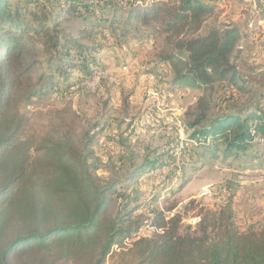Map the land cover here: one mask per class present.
<instances>
[{
  "label": "trees",
  "instance_id": "obj_1",
  "mask_svg": "<svg viewBox=\"0 0 264 264\" xmlns=\"http://www.w3.org/2000/svg\"><path fill=\"white\" fill-rule=\"evenodd\" d=\"M55 1L41 10L38 0H0V166L23 142L26 119L16 114L7 117L6 110L28 73L26 53L31 49L48 55L68 78L81 73L89 79L95 69H105L102 64L112 51L108 43L94 44L97 36L113 46L158 43L154 62L167 70L171 86L200 91L188 114L194 120L192 140L222 147L225 159L248 152L255 160L264 157V105L215 113L217 84L244 81L234 63L244 31L228 25L212 26L204 33L216 11L211 0ZM73 20L81 23L77 38L60 31L61 22ZM149 72L159 73L156 68ZM91 139L94 143L97 136ZM61 146L54 149L51 161L24 157L0 186V230L13 223V211L34 212L28 196L35 198L46 186L57 197L75 200L69 219L43 231L35 214L31 224L23 227L25 233L3 251L1 264L57 245L70 252L97 250L91 264H264V227L249 226L242 232L229 205L214 212L191 201L183 213L173 214L177 207L159 210L149 202L138 205L142 200L133 196L125 205L129 210L110 219L109 193L94 185L90 169L72 146ZM166 164L164 153H157L135 167L127 179L138 182ZM133 204L137 205L132 208ZM144 209L148 211L141 212ZM190 213L200 223L184 232L183 222ZM142 229L149 230L137 239Z\"/></svg>",
  "mask_w": 264,
  "mask_h": 264
},
{
  "label": "rangeland",
  "instance_id": "obj_2",
  "mask_svg": "<svg viewBox=\"0 0 264 264\" xmlns=\"http://www.w3.org/2000/svg\"><path fill=\"white\" fill-rule=\"evenodd\" d=\"M38 1L41 10L42 6L58 2ZM211 2L216 11L207 20L204 33L212 26L220 29L228 25L242 26L245 18L252 17L256 11H259L258 17L264 20V8L256 0ZM78 28H81L78 20L60 24L61 33L74 38H77ZM103 42L106 43L97 36L93 43ZM122 46L123 49L128 48H125V43ZM158 46L157 43L137 48L139 62L129 69V76L117 67L109 68L104 62L103 70L113 74L117 84L104 81L95 94L82 86L87 79H83L81 73L68 78L63 70L59 71L57 63L48 60V55L30 49L24 61L28 73L18 83L16 94L6 110L7 117L16 114L24 117L27 124L20 149L2 161L0 186L24 157L51 161L58 145L65 149L72 146L83 164L90 169L94 185L104 189L112 198L113 204L108 214L110 219L124 215L129 210L125 206L127 200L137 196L142 200L138 205L149 202L159 210L177 207L173 214L183 213L191 201L201 203L206 210L214 212L229 205L235 223L242 232L249 226L257 230L263 228L264 161L254 162L261 158L255 160L251 152L225 159L222 147L201 146L192 140L190 127L194 120L188 114L193 111L200 91L173 88L167 70L160 69L159 73L153 74L149 72L152 69L150 65L155 63ZM238 59L237 55L235 64ZM252 87L245 80L236 85L218 83L215 113L264 105V87L263 92H253ZM142 88L146 91H142ZM153 97L166 103L158 109L153 106ZM167 102L175 105L167 107ZM95 136L97 139L91 143V138ZM157 153H164L167 164L146 173L138 182H129L127 178L133 169L152 156L154 158ZM249 170L259 173L246 174ZM28 199L34 212L13 211V223L0 230V264L3 251L15 238L25 233L23 227L31 224L35 214L41 229L45 231L68 220L71 205L75 202L72 197L62 199L55 196L47 186L37 192L35 198L28 196ZM241 204L251 206L250 214H255V217L247 220L243 213L240 214L235 206ZM43 205L44 212L41 210ZM147 211L141 210L144 213ZM195 218L192 213L187 216L183 222L184 232ZM68 252V247L58 245L44 250L36 249L18 255L9 264H91L98 255L94 249Z\"/></svg>",
  "mask_w": 264,
  "mask_h": 264
},
{
  "label": "crops",
  "instance_id": "obj_3",
  "mask_svg": "<svg viewBox=\"0 0 264 264\" xmlns=\"http://www.w3.org/2000/svg\"><path fill=\"white\" fill-rule=\"evenodd\" d=\"M261 6H263L264 8L263 3H261ZM252 15L253 16L249 17L248 19L245 18L246 22L242 26L237 25L239 28H241L244 31V36L241 42L239 43V48H238L239 52L237 54L239 56V59L236 62V66L240 71L241 77L246 82H248V85L250 83L251 86H254L251 88L253 92H256V90H259L258 92H263L262 88L264 87V69H262V67L264 66V20L258 17L259 11H256ZM122 38L123 37L121 36V39ZM126 41H128V39H126L125 42ZM106 43L112 45V51L108 56V60L104 62L110 66L109 68L117 67L124 75L129 76V69L137 65V63L139 62V57H138L139 55L137 53L138 52L137 48L141 46L136 43L129 42L125 44V48L126 46L128 48L123 49L122 45L113 46L112 41L108 40V42ZM153 45H154V41L146 42V46H153ZM118 62H123V64L118 65L117 64ZM150 66L152 68H156L157 72H160L161 66L155 63L151 64ZM259 66L261 67V69H258ZM144 70H146V66L144 67ZM141 90L146 91L143 88ZM151 100H153V106L157 107L158 109L160 106L166 103L164 101H160L159 99H155L154 97ZM156 102L158 103L156 104ZM171 105H175V104L173 102H169V103L167 102L166 104L167 107H171ZM263 161L264 158H261L254 162L262 163ZM238 203L240 202H237V204ZM235 207L236 210L239 209L240 214L243 213V215H245V218L247 220L255 217V214L253 215L250 214L251 206L241 204V205H236Z\"/></svg>",
  "mask_w": 264,
  "mask_h": 264
},
{
  "label": "built area",
  "instance_id": "obj_4",
  "mask_svg": "<svg viewBox=\"0 0 264 264\" xmlns=\"http://www.w3.org/2000/svg\"><path fill=\"white\" fill-rule=\"evenodd\" d=\"M256 11V10H254ZM104 81L109 82L110 84H117L116 78L114 77L113 74H110V72H108L107 70H97L94 71L91 78L83 81V87L91 92V93H97V91L99 90V88L101 87L102 83ZM246 174H254V173H259V171L256 170H249L247 172H245ZM200 223V218L197 217L194 219V223L192 224L193 226H196ZM191 225V226H192ZM149 229H142L141 232L138 234L137 239H139L142 235H145V233H147ZM130 240H127L126 243L130 244ZM109 264V263H108Z\"/></svg>",
  "mask_w": 264,
  "mask_h": 264
}]
</instances>
